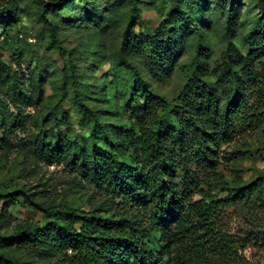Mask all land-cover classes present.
<instances>
[{
    "label": "rangeland",
    "instance_id": "374dc122",
    "mask_svg": "<svg viewBox=\"0 0 264 264\" xmlns=\"http://www.w3.org/2000/svg\"><path fill=\"white\" fill-rule=\"evenodd\" d=\"M49 2L15 0L11 20L0 21V194H26L10 207L0 203L1 235L52 230L66 223L67 212L118 218L97 190L94 154L109 151L119 131L139 130L145 93L172 107L192 79L210 85L221 108L237 88L243 92L256 117L221 147L220 172L234 188L264 185L259 0H64L58 8ZM230 226L238 236L260 231L241 251V263L264 264V212H238ZM39 243L31 234L0 241L11 261L0 264H62Z\"/></svg>",
    "mask_w": 264,
    "mask_h": 264
},
{
    "label": "trees",
    "instance_id": "16d2710c",
    "mask_svg": "<svg viewBox=\"0 0 264 264\" xmlns=\"http://www.w3.org/2000/svg\"><path fill=\"white\" fill-rule=\"evenodd\" d=\"M49 1L56 8L64 3ZM14 8L15 0L0 6V21L11 20ZM237 89L222 108L211 86L195 79L172 107L145 93L139 130L119 131L109 151L93 156L97 190L120 216L89 219L67 212L66 223L57 221L52 230L18 229L0 234V241L31 234L40 249L53 248L62 264H242L241 251L260 231L238 236L230 223L238 212H264V185L257 180L234 188L220 172L221 147L256 117ZM74 93L80 100L77 88ZM21 196L26 194H0V203L10 207ZM4 262L11 261L0 252Z\"/></svg>",
    "mask_w": 264,
    "mask_h": 264
}]
</instances>
